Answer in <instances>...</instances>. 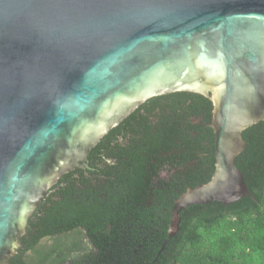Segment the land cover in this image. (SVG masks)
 Returning a JSON list of instances; mask_svg holds the SVG:
<instances>
[{
  "label": "water",
  "instance_id": "95a60500",
  "mask_svg": "<svg viewBox=\"0 0 264 264\" xmlns=\"http://www.w3.org/2000/svg\"><path fill=\"white\" fill-rule=\"evenodd\" d=\"M179 91L211 101L215 171L173 201L168 237L186 207L248 194L235 159L264 121V0H0V264L60 174Z\"/></svg>",
  "mask_w": 264,
  "mask_h": 264
},
{
  "label": "trees",
  "instance_id": "16d2710c",
  "mask_svg": "<svg viewBox=\"0 0 264 264\" xmlns=\"http://www.w3.org/2000/svg\"><path fill=\"white\" fill-rule=\"evenodd\" d=\"M211 111L188 91L136 106L40 196L7 264H264V121L235 159L248 194L186 207L168 237L173 201L215 171Z\"/></svg>",
  "mask_w": 264,
  "mask_h": 264
},
{
  "label": "rangeland",
  "instance_id": "374dc122",
  "mask_svg": "<svg viewBox=\"0 0 264 264\" xmlns=\"http://www.w3.org/2000/svg\"><path fill=\"white\" fill-rule=\"evenodd\" d=\"M68 239H69V235L68 236L63 235V236H59V237L53 238V239H43L40 244H42L44 246H50L55 241L64 242V241H66ZM74 239L78 240L81 243V246L83 248H86L87 247L88 250L90 249V245L87 244V242L85 241V239H82L81 236H76V237L74 236ZM18 249H17V251H18Z\"/></svg>",
  "mask_w": 264,
  "mask_h": 264
}]
</instances>
